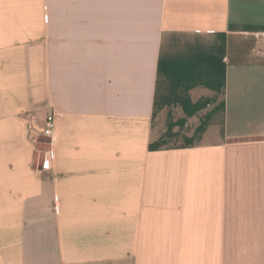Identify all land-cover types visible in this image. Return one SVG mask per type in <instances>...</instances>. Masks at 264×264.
Listing matches in <instances>:
<instances>
[{
    "label": "crops",
    "instance_id": "obj_1",
    "mask_svg": "<svg viewBox=\"0 0 264 264\" xmlns=\"http://www.w3.org/2000/svg\"><path fill=\"white\" fill-rule=\"evenodd\" d=\"M128 263L264 264V0H0V264Z\"/></svg>",
    "mask_w": 264,
    "mask_h": 264
},
{
    "label": "built area",
    "instance_id": "obj_2",
    "mask_svg": "<svg viewBox=\"0 0 264 264\" xmlns=\"http://www.w3.org/2000/svg\"><path fill=\"white\" fill-rule=\"evenodd\" d=\"M45 138L44 142L47 143L48 147L44 152V167L50 169L53 160V146L56 142V113L51 112L47 115L46 123L42 131L38 134L33 135L32 139L35 143L41 141V138Z\"/></svg>",
    "mask_w": 264,
    "mask_h": 264
},
{
    "label": "rangeland",
    "instance_id": "obj_3",
    "mask_svg": "<svg viewBox=\"0 0 264 264\" xmlns=\"http://www.w3.org/2000/svg\"><path fill=\"white\" fill-rule=\"evenodd\" d=\"M129 264V263H128Z\"/></svg>",
    "mask_w": 264,
    "mask_h": 264
}]
</instances>
